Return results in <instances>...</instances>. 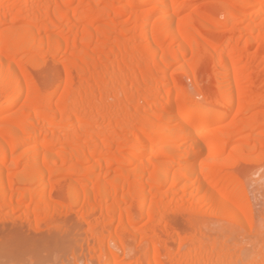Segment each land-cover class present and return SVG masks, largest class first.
Returning <instances> with one entry per match:
<instances>
[{
  "label": "bare ground",
  "instance_id": "1",
  "mask_svg": "<svg viewBox=\"0 0 264 264\" xmlns=\"http://www.w3.org/2000/svg\"><path fill=\"white\" fill-rule=\"evenodd\" d=\"M249 163L264 0H0V220L60 225L82 264H264ZM203 213L251 249L177 221Z\"/></svg>",
  "mask_w": 264,
  "mask_h": 264
},
{
  "label": "rangeland",
  "instance_id": "2",
  "mask_svg": "<svg viewBox=\"0 0 264 264\" xmlns=\"http://www.w3.org/2000/svg\"><path fill=\"white\" fill-rule=\"evenodd\" d=\"M184 82L190 86L189 79L184 78ZM250 166L244 169L249 177H246L245 191L258 225L264 216V165ZM178 218L177 221L184 225V232H189L192 224H199L207 234L230 237L251 249V236L246 228L232 223L227 217L203 213L195 219ZM171 220L177 222L172 217ZM72 238L73 234L69 235L60 225L36 227L12 219L0 220V264H82L76 243L78 239L74 241ZM171 247L174 246L171 244Z\"/></svg>",
  "mask_w": 264,
  "mask_h": 264
},
{
  "label": "snow or ice",
  "instance_id": "3",
  "mask_svg": "<svg viewBox=\"0 0 264 264\" xmlns=\"http://www.w3.org/2000/svg\"><path fill=\"white\" fill-rule=\"evenodd\" d=\"M261 231L264 232V221L261 223Z\"/></svg>",
  "mask_w": 264,
  "mask_h": 264
}]
</instances>
